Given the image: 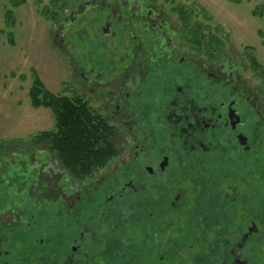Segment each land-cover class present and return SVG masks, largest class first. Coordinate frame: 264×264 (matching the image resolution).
<instances>
[{
  "label": "flooded vegetation",
  "instance_id": "1",
  "mask_svg": "<svg viewBox=\"0 0 264 264\" xmlns=\"http://www.w3.org/2000/svg\"><path fill=\"white\" fill-rule=\"evenodd\" d=\"M102 1L84 5L111 14L98 35L119 44L127 33L131 48L89 54L69 97L113 122L117 154L77 178L38 134L57 177L51 189L20 184L38 195L29 210L0 204V264H264V96L248 68L205 59L158 6L140 16L129 0ZM179 32L194 50L175 44ZM1 170L0 202L15 184Z\"/></svg>",
  "mask_w": 264,
  "mask_h": 264
},
{
  "label": "rangeland",
  "instance_id": "2",
  "mask_svg": "<svg viewBox=\"0 0 264 264\" xmlns=\"http://www.w3.org/2000/svg\"><path fill=\"white\" fill-rule=\"evenodd\" d=\"M86 1L93 0H0V170L5 172L3 162H7L4 175L15 183L11 188L13 199L0 204L5 202L3 205L8 206L4 211L12 215L23 208L29 210L38 196L19 192L21 183L33 177L38 179V186L42 181L51 189L52 177H57L50 169L51 156L39 151L43 149L41 144L34 142L38 134L56 129L52 109L32 105L30 90L36 78L56 95L73 96L70 88L79 74L77 67L87 65L89 54L101 61L108 51L117 60V52L123 49L119 45L131 48L127 33L119 44L115 38L105 40L98 35L99 26L111 14L100 8L84 9ZM110 1L128 5L127 0ZM129 1L135 4L130 12L146 16L149 9L158 6L161 16L165 13L175 27L183 23L190 37L201 39L195 48L204 53L205 59L215 53L223 61L232 59L246 66L247 76L264 96V16L252 13L262 0ZM117 12L120 15V10ZM183 41L179 32L175 44L187 46L186 53L193 49ZM91 105L103 111L99 100ZM30 151L36 152L35 157L27 156ZM60 185L67 187L64 181ZM4 211L0 219L6 218Z\"/></svg>",
  "mask_w": 264,
  "mask_h": 264
},
{
  "label": "trees",
  "instance_id": "3",
  "mask_svg": "<svg viewBox=\"0 0 264 264\" xmlns=\"http://www.w3.org/2000/svg\"><path fill=\"white\" fill-rule=\"evenodd\" d=\"M252 13L264 16V0ZM34 83L30 90L32 105L51 108L59 130L56 135L43 132L39 139L48 138L51 144L58 145L64 167L72 169L77 178H86L95 169L105 166L117 154L119 142L115 127L95 114L85 102L52 93L39 78Z\"/></svg>",
  "mask_w": 264,
  "mask_h": 264
}]
</instances>
